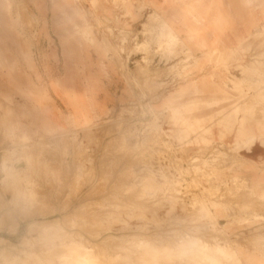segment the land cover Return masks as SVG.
<instances>
[{
    "label": "rangeland",
    "instance_id": "1",
    "mask_svg": "<svg viewBox=\"0 0 264 264\" xmlns=\"http://www.w3.org/2000/svg\"><path fill=\"white\" fill-rule=\"evenodd\" d=\"M225 1L228 23L254 20L222 61L224 34L198 57L203 32L141 0H0V264L131 257L156 239L173 246L156 264H264V160L245 158L264 150V0ZM43 71L104 113L43 129Z\"/></svg>",
    "mask_w": 264,
    "mask_h": 264
},
{
    "label": "crops",
    "instance_id": "2",
    "mask_svg": "<svg viewBox=\"0 0 264 264\" xmlns=\"http://www.w3.org/2000/svg\"><path fill=\"white\" fill-rule=\"evenodd\" d=\"M178 1L182 2L177 3ZM141 2L145 4L146 8L159 14L170 26L172 25L174 29L187 37L188 35H186V33L192 31V34L198 33L197 31L203 32L200 34L197 44L191 45L192 51L198 57H202L206 51L210 52L213 50L216 47L215 42L224 34V39H222L221 45L218 46V48H220L219 59L222 61L226 60L230 54V45L238 43L242 37H244L245 32L252 28V24L249 23V20H254L253 17H249L252 16L253 12H248L247 10L244 17V21H247L246 23H242L241 21L228 23L231 18L228 17L227 14L230 16H232V14L228 11L225 0H141ZM151 3H153L155 7H153ZM197 23H201L202 25L197 26ZM227 31L230 32L228 36L226 35ZM200 40L204 42L198 44ZM125 44L123 43L120 46L123 47ZM200 47H205V49L200 50ZM5 51L8 53L13 50L8 51V49H5ZM1 55L2 52H0V57ZM142 59H144V57ZM123 61L125 62L124 59ZM126 69L123 70V72L117 70L112 79L120 77L125 83L124 76ZM37 73L39 74V71ZM41 73H45V77L49 80L48 94H42V96L37 94V96L33 98V104L36 106V110L41 111L38 117V124L46 131H57L58 129H62L66 124L72 127H86L104 113L106 107L104 103L94 100L82 91L65 87L58 79L51 77L47 71ZM202 78L203 77L199 80L202 81ZM222 81L226 83V81H230V79L223 77ZM114 89L115 87L110 91L113 92ZM50 91L62 100L66 109L56 105L55 100L50 95ZM117 91L119 90L116 89V92ZM243 133L244 132H240L239 135ZM236 142L238 143L239 139H237ZM245 158L250 164H260L264 160V150L255 147L245 155ZM262 197H264V195Z\"/></svg>",
    "mask_w": 264,
    "mask_h": 264
},
{
    "label": "bare ground",
    "instance_id": "3",
    "mask_svg": "<svg viewBox=\"0 0 264 264\" xmlns=\"http://www.w3.org/2000/svg\"><path fill=\"white\" fill-rule=\"evenodd\" d=\"M20 239H21V237H20ZM187 239H188V243L193 244L195 247H197V250L199 249V250L203 251V250H206V248H208V245L206 243H203V242L198 241V240L195 241L189 237H187ZM144 241H145V239H144ZM146 241H149V240L146 239ZM155 242L156 243H153L150 241L146 242V243H144L143 241L139 242L138 243L139 252L137 251L136 252L137 255H133L135 257L131 256L133 258L126 256L125 253H117L114 256L108 255V256L104 257L105 255L103 254L102 250H99L98 248H95V247L88 250V251H82L76 247H73V248L66 247V248H63L64 250H62V251H63V254L67 257V259L70 261H73L74 264H156L158 259H161L158 262L163 261L162 257L165 258L164 256H166L172 252L173 246L172 245H163L164 242H162L163 244H159L157 242V239ZM212 250H213V248H212ZM62 251H61V253H62ZM208 251H209V249H208ZM217 255H218V253H217ZM206 258L204 259L205 262L207 260L211 259L209 257L206 260ZM36 259H38V258H36ZM36 259H34V260H36ZM134 261H136V263ZM201 261H203V260H201ZM205 262H203V263L205 264ZM207 262L212 264L210 261H207Z\"/></svg>",
    "mask_w": 264,
    "mask_h": 264
}]
</instances>
